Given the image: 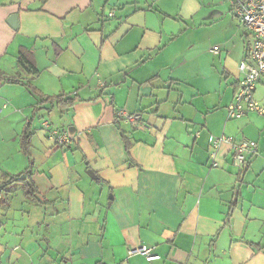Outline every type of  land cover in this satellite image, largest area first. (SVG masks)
<instances>
[{"label":"crops","instance_id":"obj_1","mask_svg":"<svg viewBox=\"0 0 264 264\" xmlns=\"http://www.w3.org/2000/svg\"><path fill=\"white\" fill-rule=\"evenodd\" d=\"M250 42L230 0H0V76L21 81L0 82V180L37 187L1 193L0 264H264V113L227 110ZM210 135L259 151L240 170L225 144L213 168Z\"/></svg>","mask_w":264,"mask_h":264},{"label":"built area","instance_id":"obj_2","mask_svg":"<svg viewBox=\"0 0 264 264\" xmlns=\"http://www.w3.org/2000/svg\"><path fill=\"white\" fill-rule=\"evenodd\" d=\"M233 13L241 27L247 30L251 42L246 55L239 64L240 78L232 103L227 107L230 119H239L248 112L264 113L255 100L254 94L262 76H264V0H230ZM109 15H112L110 13ZM219 51L218 47L214 48ZM118 118L127 123L137 124L141 122V113L122 112ZM46 129L49 125L45 124ZM50 138L58 144L70 142L68 132L60 133L58 130H50ZM210 161L213 168L220 166L218 154L223 145H229L233 152V166L244 170L251 155L258 153V143L252 139L244 138L236 141L227 135L209 136ZM153 250L147 246L131 249L130 255H140L147 261L159 259L160 256L153 254Z\"/></svg>","mask_w":264,"mask_h":264},{"label":"trees","instance_id":"obj_3","mask_svg":"<svg viewBox=\"0 0 264 264\" xmlns=\"http://www.w3.org/2000/svg\"><path fill=\"white\" fill-rule=\"evenodd\" d=\"M27 52L25 50H21L20 52V56L19 59L21 60V62H24L27 64V66H29V68H31L34 73L37 72V68L36 65L34 63V61L30 58L27 57ZM3 78H1L0 76V82H4V80L6 81V83H21V81L12 78V79H5L2 81ZM24 85L36 96L41 98V104L43 103H50V104H55L57 106H72L73 104V100L71 98H67L65 99L63 96H56V97H47L45 96L40 90H38L36 87H34L31 83H24ZM65 100V101H63ZM31 124V123H30ZM28 125L27 128L25 129V131L23 132L22 138H21V146H22V151L26 156H29V150H30V146H31V125ZM126 144V149H128V143L125 142ZM246 172L243 171L240 174V182L242 180V176L244 175V173ZM22 186L24 187L29 195L31 197H35L36 193H37V187L35 186L34 182L31 179V174L28 171L18 174V175H9V174H4L0 180V206H1V193L3 191H9L10 189H13L14 187L17 186ZM236 205V203L232 204L231 207H234ZM96 264H105L103 262H97Z\"/></svg>","mask_w":264,"mask_h":264},{"label":"water","instance_id":"obj_4","mask_svg":"<svg viewBox=\"0 0 264 264\" xmlns=\"http://www.w3.org/2000/svg\"><path fill=\"white\" fill-rule=\"evenodd\" d=\"M8 22L11 24V26L17 27V14L11 15L10 18H9V20H8ZM68 134H69V138L70 139H73L74 138V135H75V129L73 127L69 128ZM88 174L92 178L97 179L96 175L92 171H89Z\"/></svg>","mask_w":264,"mask_h":264},{"label":"rangeland","instance_id":"obj_5","mask_svg":"<svg viewBox=\"0 0 264 264\" xmlns=\"http://www.w3.org/2000/svg\"><path fill=\"white\" fill-rule=\"evenodd\" d=\"M23 190V189H22Z\"/></svg>","mask_w":264,"mask_h":264}]
</instances>
